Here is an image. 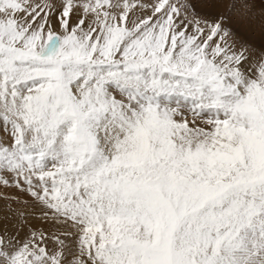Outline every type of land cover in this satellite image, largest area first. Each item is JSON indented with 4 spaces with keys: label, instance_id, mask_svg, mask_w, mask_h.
Wrapping results in <instances>:
<instances>
[{
    "label": "snow or ice",
    "instance_id": "6c2138e0",
    "mask_svg": "<svg viewBox=\"0 0 264 264\" xmlns=\"http://www.w3.org/2000/svg\"><path fill=\"white\" fill-rule=\"evenodd\" d=\"M258 19L0 0V264H264Z\"/></svg>",
    "mask_w": 264,
    "mask_h": 264
},
{
    "label": "rangeland",
    "instance_id": "374dc122",
    "mask_svg": "<svg viewBox=\"0 0 264 264\" xmlns=\"http://www.w3.org/2000/svg\"><path fill=\"white\" fill-rule=\"evenodd\" d=\"M261 23H264V21H262V20H257L258 30H259V25H260ZM22 235H23V234H22Z\"/></svg>",
    "mask_w": 264,
    "mask_h": 264
},
{
    "label": "crops",
    "instance_id": "0c3cea01",
    "mask_svg": "<svg viewBox=\"0 0 264 264\" xmlns=\"http://www.w3.org/2000/svg\"><path fill=\"white\" fill-rule=\"evenodd\" d=\"M259 20V19H258Z\"/></svg>",
    "mask_w": 264,
    "mask_h": 264
}]
</instances>
